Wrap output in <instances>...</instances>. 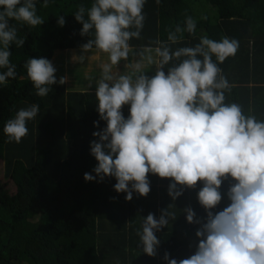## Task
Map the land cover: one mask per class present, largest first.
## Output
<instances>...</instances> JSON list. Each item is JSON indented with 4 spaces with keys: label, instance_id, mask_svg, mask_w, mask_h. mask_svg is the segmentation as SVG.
<instances>
[{
    "label": "trees",
    "instance_id": "16d2710c",
    "mask_svg": "<svg viewBox=\"0 0 264 264\" xmlns=\"http://www.w3.org/2000/svg\"><path fill=\"white\" fill-rule=\"evenodd\" d=\"M33 2L44 23L32 27L9 21L24 44L9 45L16 76L0 85V264H168L166 253L178 262L190 257L199 243L196 231L207 220L198 201L202 182L194 188L177 185L182 194L173 199L172 181L149 173V194L134 192L132 200L126 201V193L114 191V177L99 183L84 180L85 173L95 175L92 170L97 165L90 154V142L98 139L93 132L106 127L97 111L96 82L101 74H93L94 84L75 88L82 83L83 72L71 64L69 53L84 56L95 50L82 51L81 46L94 39V30L82 36V24L75 20L81 6L87 19L94 0H47V7L45 0ZM143 15L139 39L128 42L130 60L141 58L146 48L153 49L150 54L158 59L156 47L167 45L171 51L194 47L202 36L237 40L236 54L217 62L231 86L224 92L225 103H236L245 115L264 121V0H146ZM188 16L196 20L195 33H177L178 42L171 43L169 33L178 25L184 28ZM60 17L63 26L58 24ZM31 58L58 62L57 81L68 75L77 84L57 82L47 96L36 95L24 67ZM212 59L216 62L215 56ZM180 60L170 61L165 73ZM154 66L147 63L144 74L154 75ZM32 104L39 105V113L28 121V134L19 144L8 143L5 123ZM129 108L122 107L125 118ZM234 183L230 177L222 182V199L213 214L230 204L227 193ZM188 208L198 223L186 220ZM164 211L174 218L167 216V225L154 230L160 243L156 255L148 256L138 233L149 213L159 220Z\"/></svg>",
    "mask_w": 264,
    "mask_h": 264
},
{
    "label": "clouds",
    "instance_id": "9594fccd",
    "mask_svg": "<svg viewBox=\"0 0 264 264\" xmlns=\"http://www.w3.org/2000/svg\"><path fill=\"white\" fill-rule=\"evenodd\" d=\"M145 2L94 0L87 19L83 6L75 13V20L82 24V36L94 30V39L83 44L82 51L95 48L108 57L96 82L97 111L106 127L93 132L98 139L90 142V154L97 165L92 170L95 175L85 173L84 180L99 183L114 177V191L126 193V201L132 200L134 192L144 197L149 194V173L172 181L169 195L173 199L182 194L177 185L194 188L202 182L198 201L207 212V220L196 231V251L179 262L169 259L167 253L164 259L168 264H264V121L245 115L236 103H225L224 92L231 86L218 67L236 54L239 42L202 36L194 47L175 51L167 45L156 47L158 59L150 54L153 49L146 48L140 61L128 65L130 73L113 74V68L128 59L129 40L140 37ZM9 21L32 27L44 23L33 0H0V69H6L0 72V85L16 76L9 45L24 44ZM184 23V28L178 25L169 33L171 43L178 42L177 33H195L193 17H186ZM58 24H65L63 17ZM173 59L180 62L169 67L166 74L163 69ZM144 61L155 64L151 77L142 71ZM24 67L40 97L47 96L51 85L67 81L66 76L57 81V69L46 58L28 59ZM124 105L130 106L127 118L122 113ZM38 113L39 105L32 104L7 120L3 128L7 142L19 144L28 134V121ZM229 177L235 181L227 193L230 204L213 214L212 209L222 199V182ZM185 211L189 223L199 222L194 221L191 208ZM169 215L174 218L167 211L159 220L152 213L145 218L138 235L146 255H156L160 241L154 230L165 227Z\"/></svg>",
    "mask_w": 264,
    "mask_h": 264
},
{
    "label": "rangeland",
    "instance_id": "374dc122",
    "mask_svg": "<svg viewBox=\"0 0 264 264\" xmlns=\"http://www.w3.org/2000/svg\"><path fill=\"white\" fill-rule=\"evenodd\" d=\"M131 51L129 52V55L132 54ZM69 54H72L70 56L71 64L74 67L75 66L78 67L83 72L82 73L83 75L82 83H80V86L79 85L75 86V88L87 87V86L94 84V82L92 81L93 74L96 72L97 73L99 72V74H101V65L108 62L107 54L102 53V52H97L96 50H93L89 54H85L84 56L82 55L84 57L83 61L79 59L81 55H78V54L76 55L74 53H69ZM66 55H67V52H66ZM55 60H58L57 57H55ZM140 60L141 58L139 55L133 57L131 60L129 59V56H128L127 60H121L119 65L113 68V74L119 75V74L130 73L132 69L128 67V65L138 62ZM57 64L58 62H56L55 64L53 63V66L56 67ZM146 64L147 62L144 61L142 71L144 70ZM62 68L64 69L63 64H62ZM65 76L67 77V81H66L67 84H69L70 86H74L75 84H77L75 83V81L71 79L70 76L68 75H65Z\"/></svg>",
    "mask_w": 264,
    "mask_h": 264
}]
</instances>
